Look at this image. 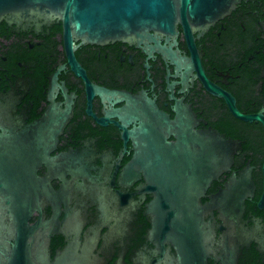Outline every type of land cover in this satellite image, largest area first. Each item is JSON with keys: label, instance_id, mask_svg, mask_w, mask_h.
<instances>
[{"label": "flooded vegetation", "instance_id": "flooded-vegetation-1", "mask_svg": "<svg viewBox=\"0 0 264 264\" xmlns=\"http://www.w3.org/2000/svg\"><path fill=\"white\" fill-rule=\"evenodd\" d=\"M177 29L152 31L156 40L67 43L59 18L1 20L0 146L6 162L37 163L51 186L50 196L36 192L28 220L50 222V264H177L174 245L152 232L154 192L132 130L140 115L175 119L184 108L195 129L239 143L201 197L215 202L204 211L214 232L208 264H223L228 251L235 264H264V123L232 109L264 118V0H240L207 29L193 26L190 40ZM4 217L6 262L38 264L39 233Z\"/></svg>", "mask_w": 264, "mask_h": 264}, {"label": "water", "instance_id": "water-1", "mask_svg": "<svg viewBox=\"0 0 264 264\" xmlns=\"http://www.w3.org/2000/svg\"><path fill=\"white\" fill-rule=\"evenodd\" d=\"M239 1L0 0V22L6 18L56 17L63 23L67 43H73L72 36L93 43L134 37L156 40L152 31L177 34L180 23L190 40L193 26L207 29L234 10ZM167 51L171 53L170 49ZM232 109L239 118L264 123L261 113L245 116L233 106ZM138 118L140 124L132 130L139 137L135 160L144 168L154 192L148 205L152 232L162 245H174L177 264H208L214 251V232L204 220V211L215 202L209 201L203 206L201 197L211 182L230 168L239 143L215 129H195L193 117L186 108L175 119L158 110ZM171 135L175 136L174 141L169 140ZM7 151H11L10 147ZM4 153L5 149L0 146V264H20L10 258L6 262L2 256V248L7 246L1 235L5 213L15 225L25 226L29 234L39 233L38 264H50L44 235L50 222L40 218L29 224L28 220L39 204L36 192L50 196L51 186L37 175V163L22 165L9 159L6 162ZM44 154L45 151L41 152ZM250 173L251 167H248L243 177L245 182L250 183ZM236 256L234 251H228L223 264H235Z\"/></svg>", "mask_w": 264, "mask_h": 264}]
</instances>
